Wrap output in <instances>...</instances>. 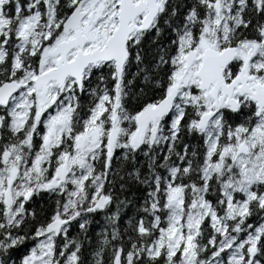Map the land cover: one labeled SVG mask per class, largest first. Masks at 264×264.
<instances>
[{
	"label": "snow or ice",
	"instance_id": "obj_1",
	"mask_svg": "<svg viewBox=\"0 0 264 264\" xmlns=\"http://www.w3.org/2000/svg\"><path fill=\"white\" fill-rule=\"evenodd\" d=\"M133 183L90 264H264V0H0V264H84Z\"/></svg>",
	"mask_w": 264,
	"mask_h": 264
},
{
	"label": "trees",
	"instance_id": "obj_2",
	"mask_svg": "<svg viewBox=\"0 0 264 264\" xmlns=\"http://www.w3.org/2000/svg\"><path fill=\"white\" fill-rule=\"evenodd\" d=\"M145 44H147V39L145 40ZM146 57V62H147ZM130 71H135V66ZM96 82V74H93L92 83L93 85ZM135 85L137 88L140 87V82L137 79L135 82ZM84 99V97H82ZM186 143H190L191 145L196 146L199 148V145L201 144V141L198 140L195 136H192L190 139L185 135L184 137ZM179 150V148H178ZM159 151V150H157ZM121 153V150H116V156H119ZM162 159V157H161ZM136 161H137V167L142 169L143 171H146L147 169V161L146 158L142 155V153L138 152L136 154ZM109 187H112L113 192V200L112 202L106 207L105 210H98L97 212H94L90 214L87 217L88 223H87V234L86 236L81 235V238L84 241V247L83 251L81 253V258L84 261V264H90L91 261V251L95 249L97 241L100 239V234L107 232L110 236L111 234V227L109 226L108 217L112 215L113 212L118 213L114 226L118 229V231L121 234H127L128 236L133 235L132 227L126 224V221L129 220L130 217H135L133 220V223H135L136 219H139V216L142 215V213H138V209L140 207L139 201L144 198V193L146 192V189L143 188L140 185H137L135 183L131 184L130 188L126 192H121L119 188V184L115 185H105L103 191L105 194L108 193ZM127 201H130L127 202ZM27 207L30 209L36 210V218L34 221H31L29 226L30 228H34L36 223H39L41 221H44L47 219L49 214L54 210V201H51L48 199L47 194L41 196V197H35L31 203L27 204ZM249 222H252L251 220ZM79 220H77L75 223H72L70 225L69 231L67 233L69 239H72L73 237H76L77 234L80 233L79 227ZM91 240V247H89L88 241ZM63 238L58 241V243H62ZM32 243L34 242H28L25 246L21 247L19 249L20 254H24L26 252V249L32 246ZM127 247V245H124ZM110 254L106 250L103 254V260L104 264H109Z\"/></svg>",
	"mask_w": 264,
	"mask_h": 264
},
{
	"label": "flooded vegetation",
	"instance_id": "obj_3",
	"mask_svg": "<svg viewBox=\"0 0 264 264\" xmlns=\"http://www.w3.org/2000/svg\"><path fill=\"white\" fill-rule=\"evenodd\" d=\"M33 199H34V198H33ZM33 199H32V200H33Z\"/></svg>",
	"mask_w": 264,
	"mask_h": 264
},
{
	"label": "rangeland",
	"instance_id": "obj_4",
	"mask_svg": "<svg viewBox=\"0 0 264 264\" xmlns=\"http://www.w3.org/2000/svg\"><path fill=\"white\" fill-rule=\"evenodd\" d=\"M35 198V197H34Z\"/></svg>",
	"mask_w": 264,
	"mask_h": 264
}]
</instances>
